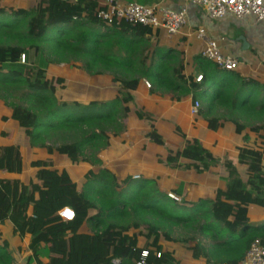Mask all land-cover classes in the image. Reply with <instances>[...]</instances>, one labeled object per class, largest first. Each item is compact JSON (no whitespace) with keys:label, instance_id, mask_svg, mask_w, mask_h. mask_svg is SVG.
Segmentation results:
<instances>
[{"label":"trees","instance_id":"trees-1","mask_svg":"<svg viewBox=\"0 0 264 264\" xmlns=\"http://www.w3.org/2000/svg\"><path fill=\"white\" fill-rule=\"evenodd\" d=\"M102 1L41 0L33 9L27 10L6 5L0 0V86L19 85L28 90L27 97L35 99L38 104L37 110L30 105L11 104V119L34 141L41 137L37 135L40 129L45 133L47 129H77L81 136L79 141L55 149L73 164L86 160L83 153L86 146L101 141L105 145L108 130L115 125L121 127L119 119L121 114L129 112L126 104L130 96L117 97L107 103L90 102L84 106L77 102L70 105L60 103L46 95L47 92L54 95L56 82L45 76V66L54 62L47 60L46 54L63 57L64 62L76 57L93 74H99L101 67L115 73L129 68L138 71V67H145L148 59L145 56L141 60L138 52L143 40L152 35L151 30L123 22L105 27L97 18ZM103 29L107 31L104 34L101 33ZM51 32H54V37H47ZM16 40L18 42L14 43ZM115 47L123 48L124 55L114 53ZM22 54L27 57L26 64H18ZM197 60L207 61L204 58ZM6 64L17 65L18 69L1 73L2 66ZM151 64L153 54L149 68L140 77L146 78L156 88L166 87L174 91L188 84L183 75L182 61L173 73H169L167 64H158L155 68L157 72H154ZM212 67L224 77L212 99L219 102L225 100L235 112L237 109L253 111L252 108L259 105L254 113L262 116L264 96L253 101V91H243L244 88H261L264 92V84L252 79L244 80L233 72L218 71L214 65ZM207 76L203 75L198 85L192 82L188 85L200 89ZM113 80L120 83L123 90H134L140 79L121 80L114 77ZM234 86H237L236 90ZM246 102L250 103V107H245ZM69 108L72 109L70 112L67 111ZM41 114H44L42 118ZM138 117L143 118L142 115ZM222 125L221 120H211L208 128L216 131ZM235 127L237 134L245 130L237 121ZM177 132L185 139V146L175 152L170 151L165 158L167 164H176L183 158L191 161L190 166L201 174L219 162L196 140L186 139L179 130ZM250 132L259 135L260 144L256 149L250 146L240 148L238 162L247 166V185H251L256 194L246 189L232 164L225 162L229 177L226 186L216 190L213 201L201 199L197 202L170 199L157 190L155 180L136 181L131 193H118L116 190L120 184H128L130 178L119 184L116 177L105 169L97 174L89 171L85 177L87 182L78 190L65 171L52 167L51 160L32 162L31 167L37 170L36 181L23 184L9 179L10 175H19L24 170L19 147L2 143L0 223L10 221L15 232L31 236L28 248L36 264H138L141 260L143 264H173L172 254L162 252L161 240L170 241L162 233L163 222L200 223L205 220L201 231L210 234L212 239L223 241L217 248L225 253V260L219 264H239L255 240L264 245V224L251 226L248 217L249 206L264 208V124L250 128ZM148 137L162 145V138L154 129ZM46 151L50 155L54 150L46 147ZM64 207L73 210L72 221H63L57 215ZM125 216L132 218L130 225L116 222ZM148 217L156 219L157 223L148 222ZM85 222H92L94 226L88 239L79 233ZM42 244L48 247L46 259L37 257ZM187 249L192 251L193 258L208 257L210 254L199 244ZM143 251L148 252L145 257Z\"/></svg>","mask_w":264,"mask_h":264},{"label":"crops","instance_id":"crops-1","mask_svg":"<svg viewBox=\"0 0 264 264\" xmlns=\"http://www.w3.org/2000/svg\"><path fill=\"white\" fill-rule=\"evenodd\" d=\"M40 1L31 0V4L37 5ZM122 1L136 2L142 5L162 3L170 9H185L187 12V26L178 36H169L162 30L151 31L152 35L143 40V46L138 52L141 60L145 56L148 57L145 67H138V71L130 68L127 71H122L127 75L140 77L142 72L149 68L153 54L156 56L151 64L154 72H157L155 68L158 67V64H167L170 68L169 73H173V70L182 61L183 75L188 84L192 82L198 85L199 83L195 82V79L205 74L208 75L207 79L209 78V80L218 77L220 84L224 79L223 74L213 71L212 63L197 60L202 58L203 43L192 32L203 28L211 38L219 42L226 54L240 61L238 69L233 73L238 74L244 80L252 79L264 84V21L257 22L252 17L239 20L231 17L210 20L188 0ZM1 2L4 1L1 0ZM16 8L27 9L25 7ZM106 32L103 29L101 33ZM175 60H177L176 65L173 63ZM27 62L26 59L25 64ZM18 64H21L19 60ZM47 66L44 68L45 75L49 76L48 79L56 80L54 94L58 102L66 104L74 102L80 104L81 102L85 105L90 102L107 103L117 97L129 95L130 100L126 104L129 112L119 119L120 132L108 130L105 145L86 146L93 149L92 158H87L84 155L85 161L73 164L70 161L57 158V156L67 158L64 155L55 154L54 151L49 155L46 150L34 147L35 144H31L25 131L11 119V110L1 105L0 144L18 146L24 165L21 174L10 175L9 179L17 180L23 184L29 181L35 182L37 170L31 167V163L51 160L52 167L65 171L78 190L87 182L85 177L89 171L97 174L100 170L105 169L116 177L119 184L126 178H130L129 183L139 180H155L157 190L161 194L167 195L170 192L186 202H197L201 199L214 200L216 190L223 189L228 182L225 162L232 164L243 183L245 180L248 181L247 166L238 162L239 149L245 146L256 149L260 144L259 135L252 132L248 135L245 131L237 134L234 126V135L225 137L221 134V130L227 121L233 120L231 118L218 119L223 121V125L216 131L208 128L209 121L214 118L209 116L211 111L208 110L205 115L206 111L203 113L202 109L206 106L211 110L215 100L203 99V96H209L212 90L207 87V79L200 89L191 88V84L183 85V89L176 88L174 91L168 90L166 87L158 89L154 85L147 88L144 85V80H139L134 90H123L120 83L114 82V78L109 76L115 72L102 67L99 69V74H93L85 64L76 66L61 64L58 67L52 62ZM195 101L200 102L201 108L196 115H192L190 111ZM255 106L259 107V105ZM138 115H142L143 118H139ZM152 129L162 138V145L154 143L148 137ZM177 130L184 134L186 139L196 140L203 150L210 152L219 162L201 174H198L190 166L191 161L183 158H180L176 164H167L165 158L168 153L175 152L185 146V139ZM18 132H20V136H24V139H17ZM25 153L27 159H25ZM83 153L85 154V152ZM3 174L1 173V175ZM137 175L140 179L134 180L133 177ZM251 210L257 214V217L264 220V208L249 206L248 217ZM93 230V223L85 222L79 233L88 239ZM206 237L205 243L199 245L206 253H210L208 257L193 258L192 251L183 245L175 247L161 244L162 252L172 254L175 261L173 264H219L224 261L225 253L221 248H217L223 241L218 238L212 239L209 235ZM30 239L31 236L28 234L23 236L15 232L10 221L1 222L0 264H36L35 258L28 248ZM48 254V247L42 244L37 252V257L46 259Z\"/></svg>","mask_w":264,"mask_h":264},{"label":"rangeland","instance_id":"rangeland-1","mask_svg":"<svg viewBox=\"0 0 264 264\" xmlns=\"http://www.w3.org/2000/svg\"><path fill=\"white\" fill-rule=\"evenodd\" d=\"M4 4L7 5H12L15 7H25L27 8V10L33 9L36 5H32L31 4V0H3ZM4 20V19H3ZM54 37V32H51L47 35V37ZM18 41H14V43H17ZM113 51L116 54L119 55H124V51L123 48L120 49L119 47H115L113 49ZM156 56H153V59ZM27 58V57H26ZM46 59L49 61H54L53 63L55 65H84L85 63L82 61H78V59L76 57H72L70 58L68 61L64 62L63 60L65 58L63 57H55V56H50L46 54ZM26 62V61H25ZM171 63V62H168ZM175 65L177 64V60H175L173 62ZM58 66V67H59ZM48 66L46 65L45 68H47ZM12 68H14L15 70L18 69L17 65H10V64H6L4 66H2L1 68V73H7L8 71H10ZM123 71V70H122ZM46 72V71H45ZM46 78L48 79L49 76L45 75ZM109 76L111 77H116L117 79H121V80H128L133 78L134 76H130L127 75V73L125 72H120V73H115V74H110ZM140 80H146L147 82L150 83V81H148L146 78H141V77H137ZM143 81V82H144ZM221 83V82H220ZM150 85L152 86V84L150 83ZM219 78L215 77L209 80V78L207 79V87L209 89H212L210 91V95L205 97L203 96V99L205 100H209L211 99V101H213V95L215 94V92L217 91V87L219 86ZM235 90L237 89V86L235 87ZM249 91H253V98L252 100H259L262 98V96L264 95V92L261 90V88L258 89H249V88H244V93H248ZM256 91V92H255ZM27 93L28 90H26L23 87H19V85L16 84H12V85H7V86H0V106L4 105L6 107H8L11 104H15V105H22V106H27L30 105L33 109L35 108V110H37V105L35 103V99L31 100L27 97ZM46 95L48 97L51 98H55L56 95H52L51 93H46ZM211 97V98H210ZM57 98V97H56ZM250 98V99H251ZM72 100V99H71ZM251 100V101H252ZM69 101V100H67ZM215 104L213 105V107L208 108L206 106H204V108L202 109L203 113H205V115L207 114L208 110L211 111V113L209 114V116L212 118H214V120L218 121V119H222V118H231L235 121H237L238 123H240L241 125H243V127L245 128V133H247L248 135L251 134L250 132V128L258 126V125H262L264 124V113L262 114V116H259L258 114L254 113L258 111V108L256 106H254L252 108L253 111L250 110H243V109H237L236 112L235 110H231L229 103H226L225 100H221L219 101H215ZM81 105H85L82 104L80 102ZM250 103L246 102L245 107H250L249 106ZM70 105V104H68ZM246 109V108H245ZM72 109H67L68 112H70ZM122 116H125V114H121ZM44 116V114H41V118ZM208 116V117H209ZM64 117H67L66 115H64ZM54 118V117H53ZM233 120H229L226 122L224 128L221 130V134H223L225 137L226 136H231L234 135L233 131H234V126H235V121ZM57 122V120L55 121ZM119 125V124H118ZM46 127V126H45ZM47 128V127H46ZM108 128V127H107ZM119 130L120 128H118L116 125L113 127L112 130ZM22 131V130H19ZM47 133H45L44 130L40 129L37 132V135H41V137L37 140L34 141V139H29L31 141V144L34 141V144L36 148L38 149H42V150H46V147H50L54 150V153L56 154V150L58 147L64 146V145H69L75 141H79L81 139L80 136V132L77 129H73V127H70L68 129L66 128H62L59 129L57 131H53L50 130L46 131ZM17 139L18 138H23L24 136H20V132L17 133L16 135ZM236 137V136H235ZM99 145H102V141L99 143ZM24 148V147H23ZM85 152V157L87 158H92V154H93V149L89 148V147H85L84 149ZM33 155V154H32ZM61 155V154H60ZM44 156V154H43ZM62 156V155H61ZM57 158L63 159V160H68V158H63L60 156H57ZM25 159H27V155L25 153ZM72 178H74L72 176ZM75 179V178H74ZM122 183V182H121ZM245 187L247 190L251 191L253 194H256L253 190H252V186L251 185H247V181L245 180ZM255 183V182H254ZM135 183H128L126 185L120 184V187L116 190L118 193H122V194H127V193H131L134 188H135ZM85 185V184H84ZM84 185H82V187H80L79 189L81 190ZM262 192V188L260 189ZM262 194V193H261ZM262 197H264V195L262 194ZM250 222L249 225L251 226H261L264 224V220L260 219V217H257V214L251 210L250 211ZM132 221V218H127V216L125 217H120L118 218V220H116L117 223L122 224V225H130ZM147 221L150 223H157L156 219H153L151 217L147 218ZM205 220H203L200 223H195V222H180L177 224H170L167 222H163L164 224H162V233H164V237L169 238L170 241H166L165 238L161 240V244L162 245H169V246H175L178 247L179 245H183V247H191L195 244H202L205 243V241L207 240L206 236H210V234L208 233H203L201 231V227L205 224L204 222Z\"/></svg>","mask_w":264,"mask_h":264},{"label":"built area","instance_id":"built-area-1","mask_svg":"<svg viewBox=\"0 0 264 264\" xmlns=\"http://www.w3.org/2000/svg\"><path fill=\"white\" fill-rule=\"evenodd\" d=\"M198 7L210 20H221L226 17L233 19H244L252 17L255 21H264V0H188ZM102 9L97 13V18L105 27H112L114 24L123 22L125 24L140 25L149 28L152 32L157 30L165 31L169 36H178L187 26V12L185 9L173 10L162 3L142 5L136 2H125L122 0H103ZM195 37L203 43L202 58L212 63L218 71L234 72L238 69L240 61L224 52L219 42L211 38L203 28L192 32ZM26 55L22 54L19 63L25 64ZM202 75L195 79V82L202 81ZM144 85L150 88L149 82L144 81ZM201 108L199 101H195L191 107V114L196 115ZM134 180L140 177L134 176ZM167 196L180 202L181 199L173 194ZM70 215H65V213ZM63 221H72L74 212L68 207H64L57 212ZM143 251V257L147 255ZM141 260L138 264H143ZM221 264H227L225 262ZM239 264H264V245L255 240L245 252Z\"/></svg>","mask_w":264,"mask_h":264},{"label":"snow or ice","instance_id":"snow-or-ice-1","mask_svg":"<svg viewBox=\"0 0 264 264\" xmlns=\"http://www.w3.org/2000/svg\"><path fill=\"white\" fill-rule=\"evenodd\" d=\"M65 215H70V213H67V212H66Z\"/></svg>","mask_w":264,"mask_h":264}]
</instances>
